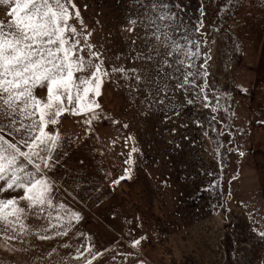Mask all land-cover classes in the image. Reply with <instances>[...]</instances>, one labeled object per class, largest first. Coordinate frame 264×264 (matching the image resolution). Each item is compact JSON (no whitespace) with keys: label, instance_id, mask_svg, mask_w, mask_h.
<instances>
[{"label":"rangeland","instance_id":"obj_1","mask_svg":"<svg viewBox=\"0 0 264 264\" xmlns=\"http://www.w3.org/2000/svg\"><path fill=\"white\" fill-rule=\"evenodd\" d=\"M73 3L92 33L89 42L104 55L105 68L132 67L130 50L144 51L143 27L125 29L129 13L135 18L144 11L141 5L133 0ZM177 3L179 9L174 7ZM169 4L187 29L174 39L185 44L180 37L186 35L201 49V55L193 58L195 67L187 71H202L204 57L212 56L207 87L200 91L204 78L197 76L195 86L185 85L187 92L175 89L185 71L175 58L173 68L166 71L178 79L168 81L165 103L151 108L146 92L137 95L122 79H105L97 120L124 144L128 157L133 154L138 159L127 187L146 204L147 221L137 239H147L123 252V261L115 255L95 264H264V240L253 231H264V91L260 90L264 86V0H169ZM6 11L0 4V20L7 19ZM198 20L203 27L196 31ZM70 23L80 30L74 16ZM118 55L120 60L115 59ZM205 94L209 107H204ZM133 147L138 151L132 152ZM124 189L115 187L128 195L129 189L127 194ZM28 224H34V218ZM29 239L31 243L10 241L21 251L15 255L0 251V260L60 264L57 254L46 255L53 239ZM59 241L55 239V244ZM24 248L29 250L23 252Z\"/></svg>","mask_w":264,"mask_h":264},{"label":"snow or ice","instance_id":"obj_2","mask_svg":"<svg viewBox=\"0 0 264 264\" xmlns=\"http://www.w3.org/2000/svg\"><path fill=\"white\" fill-rule=\"evenodd\" d=\"M0 4L7 9V19L0 20V251L15 255L21 249L12 247L10 241L24 244L26 240L31 243L29 238L33 236L39 241L66 236L73 220L81 219L78 212L57 200L55 194L60 185L50 175L60 163V155H66L63 138L55 128L60 124L59 118L65 113L86 117L84 124L90 126L100 117L96 110L101 108L98 98L103 94L105 79H122L137 95L146 92L145 100L152 101L150 108L164 104L168 81L178 79L174 72L166 71L173 68V58L176 65L185 69L184 80L175 89L195 86L199 76L204 78L200 86L204 92L212 56L204 57L202 71H187L195 67L193 58L201 55V49L186 35L180 37L185 44L174 39L187 29L182 27L183 17L170 10L169 0H133L144 11L135 18L129 13L125 30L135 31L137 24L143 27L144 51L131 49L133 66L113 65L111 70L104 66L103 53L94 50L96 46L89 42L92 33L84 27L73 0H0ZM174 7L179 9L180 5ZM200 12L202 16L203 8ZM73 16L79 21L80 30L70 23ZM201 27L203 21L198 20L195 30ZM181 55L184 59L179 58ZM115 59L120 60L121 56ZM174 71L179 72L180 67ZM202 99L204 107H209L208 96L205 94ZM136 151L133 147L132 152ZM128 171L125 169V173ZM122 179L125 176L112 183ZM30 217L41 223L28 224ZM253 231L264 240V231ZM145 239L133 240L132 246ZM84 250L96 258L91 245ZM76 253L71 259L79 261L83 253L79 248ZM46 255L50 258L52 252ZM0 264L5 262L0 260ZM24 264L30 262L26 260ZM85 264H92V260L85 259Z\"/></svg>","mask_w":264,"mask_h":264},{"label":"crops","instance_id":"obj_3","mask_svg":"<svg viewBox=\"0 0 264 264\" xmlns=\"http://www.w3.org/2000/svg\"><path fill=\"white\" fill-rule=\"evenodd\" d=\"M62 116L55 128L63 138L66 155H60V163L50 175L60 185L57 200L78 212L81 219L73 220L66 236L54 237L46 253L57 254L60 264H85V259L95 264L110 261V256L115 255L123 261V252L129 251L132 241L141 236L138 230L147 221L146 204L133 188L128 187L129 193L124 195L115 190L112 182L121 176H132L138 159L133 154L128 157L124 144L97 119L89 126L84 124L86 117L68 113ZM125 169L129 171L125 173ZM36 223L41 221L34 218ZM57 238L60 241L55 244ZM88 245L97 254L95 259L84 250ZM78 248L83 253L79 261L71 259Z\"/></svg>","mask_w":264,"mask_h":264},{"label":"built area","instance_id":"obj_4","mask_svg":"<svg viewBox=\"0 0 264 264\" xmlns=\"http://www.w3.org/2000/svg\"><path fill=\"white\" fill-rule=\"evenodd\" d=\"M260 90L264 91V86H261ZM62 118H63V116L60 117V119H62ZM127 186H128V180L125 179V180H122L121 182H119L118 184H116L115 187H116V189H124L125 188L124 189L125 190L124 193L127 194L128 193V187Z\"/></svg>","mask_w":264,"mask_h":264}]
</instances>
